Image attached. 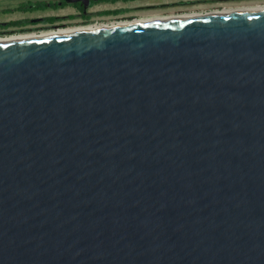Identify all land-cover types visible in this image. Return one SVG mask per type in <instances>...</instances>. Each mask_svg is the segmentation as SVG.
Returning <instances> with one entry per match:
<instances>
[{
  "label": "water",
  "instance_id": "95a60500",
  "mask_svg": "<svg viewBox=\"0 0 264 264\" xmlns=\"http://www.w3.org/2000/svg\"><path fill=\"white\" fill-rule=\"evenodd\" d=\"M0 39V264H264V4Z\"/></svg>",
  "mask_w": 264,
  "mask_h": 264
},
{
  "label": "rangeland",
  "instance_id": "374dc122",
  "mask_svg": "<svg viewBox=\"0 0 264 264\" xmlns=\"http://www.w3.org/2000/svg\"><path fill=\"white\" fill-rule=\"evenodd\" d=\"M57 0H0V37L21 33H35L53 29V27H42V18L52 15L56 21V28H64L87 23L127 19L137 17H148L158 15L174 16L172 11H217L235 8L240 5H249L264 0H91L89 6L84 7V14H70L71 8L64 2L65 6L51 8L46 3H54ZM44 4L39 10H33L31 5ZM53 7V8H52ZM52 9V10H50ZM108 12V13H105ZM31 20L35 27L30 25H10L12 20ZM39 20V21H38ZM27 27L29 29L24 30Z\"/></svg>",
  "mask_w": 264,
  "mask_h": 264
},
{
  "label": "flooded vegetation",
  "instance_id": "af4514ba",
  "mask_svg": "<svg viewBox=\"0 0 264 264\" xmlns=\"http://www.w3.org/2000/svg\"><path fill=\"white\" fill-rule=\"evenodd\" d=\"M64 2H66V4H69L68 6H70L71 8V13L70 14H77V15H81V14H84V7L86 6H89L91 0H57L56 2L54 3H46L45 6L48 7V8H51V6L55 8H61L63 6H65ZM37 4V3H36ZM35 4V5H36ZM52 7V8H53ZM33 10H39V7H37L36 9H33ZM52 10V9H50ZM105 13H108V12H105ZM39 21V20H38ZM40 21H43L42 23V27H53V29H58L56 28L54 21L55 18L52 16V15H48V16H45L44 18H42ZM10 25H18V26H27V25H30V27H35V23L31 22V20H26V19H21V20H12L10 22H8ZM28 27V26H27ZM27 27H24L23 29L24 30H27L29 28ZM53 29H50V30H53ZM47 31V30H45Z\"/></svg>",
  "mask_w": 264,
  "mask_h": 264
},
{
  "label": "bare ground",
  "instance_id": "6f19581e",
  "mask_svg": "<svg viewBox=\"0 0 264 264\" xmlns=\"http://www.w3.org/2000/svg\"><path fill=\"white\" fill-rule=\"evenodd\" d=\"M264 4V2H258V3H254L253 4V8H260L261 5ZM248 5V4H247ZM240 6H245V5H240ZM240 6H237V7H240ZM225 10V9H224ZM221 11V10H219ZM171 16V15H170ZM174 17V16H173ZM24 34H29V33H21V34H15V35H9L7 37H12V36H18V35H24ZM2 38H6V37H2ZM1 39V37H0Z\"/></svg>",
  "mask_w": 264,
  "mask_h": 264
},
{
  "label": "trees",
  "instance_id": "16d2710c",
  "mask_svg": "<svg viewBox=\"0 0 264 264\" xmlns=\"http://www.w3.org/2000/svg\"><path fill=\"white\" fill-rule=\"evenodd\" d=\"M111 1H114V0H111ZM42 6H44V4L42 3V4H40V3H37L36 5L34 4V5H31V7L32 8H37V7H42Z\"/></svg>",
  "mask_w": 264,
  "mask_h": 264
}]
</instances>
